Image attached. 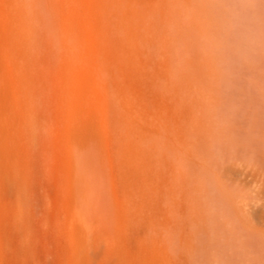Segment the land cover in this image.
<instances>
[{"label":"bare ground","instance_id":"bare-ground-1","mask_svg":"<svg viewBox=\"0 0 264 264\" xmlns=\"http://www.w3.org/2000/svg\"><path fill=\"white\" fill-rule=\"evenodd\" d=\"M1 4L5 22L1 31L5 28L8 37L25 47L22 65L44 52L63 65L58 85L65 100L79 95L73 89L82 79L84 89L100 84L116 100L113 111L124 137L120 152L125 149L129 162L142 159L145 171L152 169L160 176L156 180L152 173L141 176L130 170L124 184L134 197L131 202L154 201L152 210L176 216L163 229L154 223L175 264H264V0H1ZM77 8H83L96 31L88 52L82 49L80 34L86 24L79 31L74 20L62 16ZM128 69L151 80L159 101L153 116L146 117L155 131L137 134L138 138L130 129L133 94L123 83ZM29 88L22 94L25 98L21 96L16 120L25 133L39 116L33 117L35 96L44 91L35 88L37 95L32 97ZM90 98L87 93L76 99L74 119L81 118L82 104ZM79 157H69L75 165L69 174L81 197L74 223L90 244L111 219L108 175L93 159ZM68 170L65 177L70 176ZM75 254L77 264L90 262L87 252Z\"/></svg>","mask_w":264,"mask_h":264},{"label":"rangeland","instance_id":"rangeland-1","mask_svg":"<svg viewBox=\"0 0 264 264\" xmlns=\"http://www.w3.org/2000/svg\"><path fill=\"white\" fill-rule=\"evenodd\" d=\"M2 8L0 0V25L4 26ZM79 9H71L69 12H64L62 16L63 19L74 20L72 22L77 24L79 31L83 24H86L82 28L84 33L81 30L80 34L86 35V37L81 35L85 43L90 39L89 43H83L84 46H82V49L88 52L96 37V33L92 34V31H96L88 24L90 17H86L83 8H81L82 10ZM70 13L75 16L69 15ZM64 14L68 15L64 16ZM1 26L0 264H77L73 255L79 252H87L90 257V262L87 264H175L171 259L173 256L168 253L167 243L160 237L154 223L157 221L158 225H161L160 228L163 229L176 216L152 210L154 207L152 202L154 201L140 198L131 202L134 197L131 196L126 184H124V179L130 170L141 173V176L145 174L149 176L152 173V177H155L156 180L160 176L152 169L145 171L147 167L142 159L138 160L136 157L129 162L128 154L124 152L125 149L120 152L122 150L120 144L124 137L117 128L113 111L116 100L108 96L107 92L105 94L100 84L88 88L89 90L84 89L83 79L78 81L75 89H73V92H79V95L75 93L76 96L74 94L70 101L65 100L61 96L60 73L63 71L61 61L41 52L37 56L38 59L35 58L31 63L22 65L21 59L25 47L21 42L8 37L5 28L2 32L3 27ZM12 66L13 68H11ZM14 69L18 70L15 71ZM128 70L126 73L129 72V74H124L125 82L123 83L126 89L131 91L130 94H133L131 96V109L129 108L133 114V119L130 120L132 127L130 129L133 132L131 135L138 138L137 134L155 131L146 117L153 116V111H155L159 101H157L158 98L156 99L157 95L154 93L151 80H147L144 73L146 79L145 77L142 78L141 71L138 73L134 72L133 69V71ZM15 72H17V76H15ZM35 80L37 83L40 82V87L42 85L44 88L38 87L39 84L36 86ZM25 84H28V87H24ZM31 86L35 87L31 88ZM26 88L32 90V93L27 90L32 94V97L37 95L35 94L37 90V92L42 91V89L45 91V94L42 91L43 93L39 92V96H35L37 100L34 98L36 101L34 100L32 105L33 117H36L38 113L39 116L34 118L33 128L26 131V133L28 132L27 135L25 131H19L20 124L16 121L22 110L18 107L23 104ZM58 91L60 92L58 93ZM87 93L91 98L82 104L85 112L83 111V116L80 115V120L74 119L71 113L75 105L74 102L79 96L87 95ZM64 101H67L65 102L67 104H64ZM17 109H19L18 112ZM126 111L129 112L127 106L124 107V113ZM127 113L124 114V120H128L126 118ZM69 139L70 141L72 139L73 144L69 143ZM95 153H97L96 157ZM78 155L93 159L96 167L100 169L99 171L108 175L109 184H107V188L109 186V192L107 191V196L110 197L107 199L110 198L108 202H111V205L109 204L112 207V209L110 208L111 219L105 222L107 224H105L106 231L96 233V240L91 242L94 244L83 241L84 239L80 235L81 231L74 223L75 205L78 204L77 202L81 200V197L77 191L79 185L69 173L71 169L72 172L75 168L71 159L78 158ZM67 169H69L67 174L70 176L67 177L66 175L65 177ZM136 204L137 206H135ZM20 212L21 214H19ZM78 231L79 233H77ZM85 243L87 244L85 245Z\"/></svg>","mask_w":264,"mask_h":264}]
</instances>
